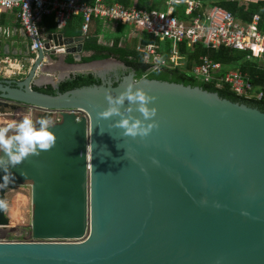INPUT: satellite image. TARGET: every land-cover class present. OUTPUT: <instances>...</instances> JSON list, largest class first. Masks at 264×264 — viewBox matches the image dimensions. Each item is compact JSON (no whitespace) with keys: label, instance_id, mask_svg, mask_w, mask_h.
<instances>
[{"label":"water","instance_id":"water-1","mask_svg":"<svg viewBox=\"0 0 264 264\" xmlns=\"http://www.w3.org/2000/svg\"><path fill=\"white\" fill-rule=\"evenodd\" d=\"M47 40L26 76L0 86V99L62 111L50 129L55 143L0 171V201L6 187L30 183L31 236L59 242L0 243V264H264V113L132 73L116 86L101 82L54 96L34 91L54 55L46 50L81 61L82 36ZM96 62L48 84L57 88ZM131 80L133 90L155 97L148 106L156 108L157 126L143 138L122 135L114 126L120 115H96L107 107L105 90L115 97ZM128 107L125 100L120 113L142 119L135 104ZM4 108L19 109L0 102Z\"/></svg>","mask_w":264,"mask_h":264},{"label":"built area","instance_id":"built-area-1","mask_svg":"<svg viewBox=\"0 0 264 264\" xmlns=\"http://www.w3.org/2000/svg\"><path fill=\"white\" fill-rule=\"evenodd\" d=\"M165 11L156 9L144 10L135 6L125 7L118 0H0V13H14L20 28L29 41L28 62L34 61L38 50H44L45 40L40 34L39 25L43 18L52 17L55 28L62 30L72 16H81V36L85 39L92 21L101 20L133 30L144 32L150 38L160 42L169 41L171 50L168 56L160 54V47L153 43L136 51L144 56L152 68L178 69L183 67L181 57L176 50L180 44L187 48L202 45L207 49L217 50L220 47L245 55V61L264 60V30L259 28V17L254 15L249 23H243L231 13L213 6L202 8L200 0H163ZM183 5L185 16L189 17L198 11L195 17L181 21L174 17V7ZM46 52L63 54L58 48H50ZM17 67V68H16ZM0 68L9 71L10 75L21 76L26 70L22 62L12 58L0 59ZM222 66L206 56L200 57L191 69L193 77L205 84L213 83L216 88L227 86L239 97L246 99L263 98L262 91L253 92L250 78L237 70L220 73ZM7 105L18 106L19 109L4 108L0 112V126L9 120H19L29 110L33 118L37 114L50 113L54 123L60 122L62 111H50L45 108L18 105L0 99ZM79 116L82 113L75 112ZM31 185L8 186L5 190L4 216L7 225L0 226V243H45L59 242L33 239L31 224ZM67 242V241H66Z\"/></svg>","mask_w":264,"mask_h":264},{"label":"trees","instance_id":"trees-1","mask_svg":"<svg viewBox=\"0 0 264 264\" xmlns=\"http://www.w3.org/2000/svg\"><path fill=\"white\" fill-rule=\"evenodd\" d=\"M89 3L91 0H85ZM202 8L219 7L229 13H231L236 19L243 23H249L254 15L259 17V28L264 30V0H200ZM138 8L149 9L148 0H138ZM184 6L177 4L174 7L173 15L176 19L185 21L189 18L195 17L199 14L198 11L193 12L189 17L184 14ZM48 21V23H47ZM93 22V21H92ZM48 25L47 31H55V25L52 17L43 18L42 24ZM45 25V24H44ZM82 25L81 16H72L67 22L66 26L61 30V33L66 38H76L81 35L80 27ZM92 24H90L91 26ZM90 28V27H89ZM126 28L118 26V31L121 37L125 34ZM89 32V30H88ZM92 37V38H90ZM114 39L110 46H102L97 43L94 36H87L84 39L82 46L83 52L90 53L88 57L82 58L83 63H90L94 61H103L113 59L124 66V70H119V81L113 83L112 86H116L123 77L129 74H133L136 80L145 78L147 80H155L160 82H169L175 84H181L183 86L198 87L208 93H215L220 98L226 99L233 103L244 104L248 107L255 108L264 113V96L260 100L255 98L246 99L239 97L232 93L227 86L216 88L213 83L205 84L195 79L191 73V69L197 64L198 58L206 56L212 61L219 63L226 68H236L247 74L253 84V92L262 91L264 93V61L258 63L255 61H245V55L239 52L230 51L223 47L217 50L204 48L202 45L193 46V48H187L186 45L180 44L176 47L177 53L187 59V64L178 69L158 68L153 69L152 66L146 60L144 53L136 51L134 47H127L123 43L122 38ZM151 41L143 38L140 42V47L143 48ZM160 46V54L168 56L171 50V43L169 41H163L162 43L156 42ZM70 63L72 60H68ZM101 84V80L93 73L76 74L70 78L61 81L57 88H53L50 84L38 87H33L34 91L47 94L57 95L65 92L79 89L82 87L98 86Z\"/></svg>","mask_w":264,"mask_h":264},{"label":"clouds","instance_id":"clouds-1","mask_svg":"<svg viewBox=\"0 0 264 264\" xmlns=\"http://www.w3.org/2000/svg\"><path fill=\"white\" fill-rule=\"evenodd\" d=\"M135 83L137 81L131 80L125 85L124 90L115 97L105 90L104 98L107 107L97 112L96 115L103 119L120 115L121 118L114 122V126L123 129L122 135L143 138L157 126L156 121L152 119L155 116L156 108L148 106L155 97L148 95L139 87L133 90ZM125 100L129 104L125 112H131V106L135 104L136 111L141 114L142 119L124 116L120 113L119 106ZM144 121H149V123L145 124ZM53 127L52 119L47 116H37L33 119L30 110L19 120H9L0 126V171H7L20 164L28 156L38 155L40 151L50 149L55 143V135L50 130ZM152 163L156 164V160L153 159ZM2 179L6 182L8 177L4 176ZM3 186L0 185V187ZM200 203L204 204L206 201L202 199ZM5 206L0 201V208ZM242 214L247 215L244 212Z\"/></svg>","mask_w":264,"mask_h":264},{"label":"crops","instance_id":"crops-1","mask_svg":"<svg viewBox=\"0 0 264 264\" xmlns=\"http://www.w3.org/2000/svg\"><path fill=\"white\" fill-rule=\"evenodd\" d=\"M118 3L125 6V7L135 6L136 8H138V0H118ZM138 9H143V8H138ZM144 10H152L150 1H149V9H144ZM47 23H48V21H47ZM91 24H92L91 25L92 28L95 29V32L92 34V36L94 35V37L96 38L97 43L99 45L110 46L114 39L121 37V34L118 31L119 25H116L113 23H108V22H103L101 20H95ZM47 28H48V25H46V23L42 24V22H41V24L39 25L40 34L43 37V40L50 42L47 40V36H50V35H62L63 38H66L61 33V30L56 29L55 31H47ZM125 28L127 30H126L125 34L121 37L123 39L122 42L126 43L127 37L129 38L130 36H136L137 39L135 41L138 43L134 48H136L137 46H140V42L143 38H145V36H146V38H148L151 41L149 44L155 43L159 46V44L156 42L162 43L156 39L150 38L149 36H147L142 31L133 30V29H130L128 27H125ZM83 43H84V41H83ZM82 46H83V44H82ZM28 47H29V41L27 40L22 29L20 28L15 14L14 13L1 12L0 13V59L4 58V57H9V58H12L18 62H22L26 66L25 73L27 74L28 70H29L28 69L29 62L27 61L29 58ZM160 51H161V49H160ZM89 55H90V53L83 52V50H82L81 60H82V58L88 57ZM70 59L72 60L71 63L68 61ZM113 61H115V60H113ZM254 61L258 62V63H263L264 60L263 61L254 60ZM82 63H83L82 61H80V64L75 63L74 56L71 54H68V55L67 54H55L52 56V60L48 61V63H45V65H44L45 66L44 69H46V74L37 75V77L35 78V80H36L35 84L37 86H40V87L47 85L49 82L53 81L51 74L54 70L60 69V70H63L65 72L69 73V72H73V71H71V69L73 67H79V66L84 65V63L83 64ZM182 63H183V67H184L187 64V59L184 58V61H182ZM229 70L240 71L238 67L233 69V68H226V67L222 66L220 73H224V72L229 71ZM2 71H4V70L2 68H0V74L1 75H7L9 77L11 76L9 71H5V73H3ZM26 74H25V76H26ZM12 76H15V75H12Z\"/></svg>","mask_w":264,"mask_h":264},{"label":"rangeland","instance_id":"rangeland-1","mask_svg":"<svg viewBox=\"0 0 264 264\" xmlns=\"http://www.w3.org/2000/svg\"><path fill=\"white\" fill-rule=\"evenodd\" d=\"M150 1L151 3V9H156V10H160V11H165L166 10V6L164 5V2L163 0H148ZM95 32V29L92 28V26L89 28V32H88V36H92V34ZM139 32V31H138ZM94 36V35H93ZM92 38V37H90ZM137 39L136 36H130L129 38L127 37V42L125 43V45L127 47H135L137 45L138 42H136L135 40ZM110 61H113L112 59H109V60H103V61H99V62H96V63H93V64H97L99 66V68H101L103 64L107 63V62H110ZM80 64V63H79ZM92 64V65H93ZM92 65H89L88 67L90 68V66ZM56 68V67H55ZM3 73H5V70L2 71ZM68 72H65L63 70H60V69H57V70H54L52 72V80H56L58 76L60 75H64ZM25 71L23 72V75L21 76H7V75H1L0 74V79H4V80H20L22 79L24 76H25Z\"/></svg>","mask_w":264,"mask_h":264},{"label":"flooded vegetation","instance_id":"flooded-vegetation-1","mask_svg":"<svg viewBox=\"0 0 264 264\" xmlns=\"http://www.w3.org/2000/svg\"><path fill=\"white\" fill-rule=\"evenodd\" d=\"M101 66L102 67L99 68L97 64H93L92 66H90L89 70L85 72V74L93 73L97 77L100 78L102 83H105V84H113L119 81L118 71L124 70V68L117 65L116 61H110ZM8 82H10V80L0 79V86H3V87L8 86L9 85Z\"/></svg>","mask_w":264,"mask_h":264}]
</instances>
